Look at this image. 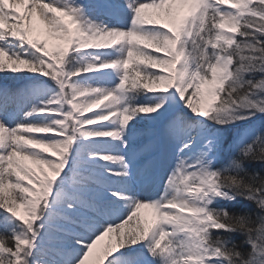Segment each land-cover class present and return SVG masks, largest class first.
Masks as SVG:
<instances>
[{"label":"snow or ice","instance_id":"6c2138e0","mask_svg":"<svg viewBox=\"0 0 264 264\" xmlns=\"http://www.w3.org/2000/svg\"><path fill=\"white\" fill-rule=\"evenodd\" d=\"M0 80V264H264V0H0Z\"/></svg>","mask_w":264,"mask_h":264},{"label":"rangeland","instance_id":"374dc122","mask_svg":"<svg viewBox=\"0 0 264 264\" xmlns=\"http://www.w3.org/2000/svg\"><path fill=\"white\" fill-rule=\"evenodd\" d=\"M5 83V81H3V80H0V85H2V84H4ZM141 134H143L142 132H141ZM113 242L115 241V237L113 236ZM107 241H108V238H107Z\"/></svg>","mask_w":264,"mask_h":264},{"label":"bare ground","instance_id":"6f19581e","mask_svg":"<svg viewBox=\"0 0 264 264\" xmlns=\"http://www.w3.org/2000/svg\"><path fill=\"white\" fill-rule=\"evenodd\" d=\"M150 215V214H149ZM108 241H107V237L105 238V241H103L102 243H107Z\"/></svg>","mask_w":264,"mask_h":264}]
</instances>
